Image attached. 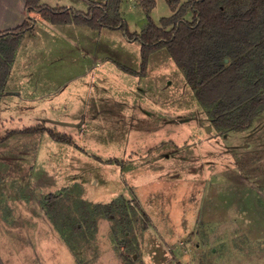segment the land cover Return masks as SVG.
I'll return each instance as SVG.
<instances>
[{
    "label": "rangeland",
    "instance_id": "obj_1",
    "mask_svg": "<svg viewBox=\"0 0 264 264\" xmlns=\"http://www.w3.org/2000/svg\"><path fill=\"white\" fill-rule=\"evenodd\" d=\"M119 7L131 33L147 25L137 0ZM171 14L156 0L149 16ZM102 29L38 19L23 36L0 138L44 130L0 142V264L30 248L23 224L2 225L16 208L49 216L44 264H264V113L244 131L216 128L167 48L143 69L140 40Z\"/></svg>",
    "mask_w": 264,
    "mask_h": 264
},
{
    "label": "trees",
    "instance_id": "obj_2",
    "mask_svg": "<svg viewBox=\"0 0 264 264\" xmlns=\"http://www.w3.org/2000/svg\"><path fill=\"white\" fill-rule=\"evenodd\" d=\"M120 1L93 3L84 12L26 0L23 24L0 32V100L23 36L35 21L47 19L55 24L124 29L129 39L141 41L143 69L152 53L167 48L218 129L244 131L264 113V0H168L173 14L162 17L159 24L149 16L156 0H137L149 17L139 33L127 29ZM188 11L192 18L185 16ZM40 130L44 128L13 130L0 142L14 133ZM50 133L56 139L71 140ZM57 197L50 194L48 201L53 203ZM75 227L79 229L78 224Z\"/></svg>",
    "mask_w": 264,
    "mask_h": 264
},
{
    "label": "crops",
    "instance_id": "obj_3",
    "mask_svg": "<svg viewBox=\"0 0 264 264\" xmlns=\"http://www.w3.org/2000/svg\"><path fill=\"white\" fill-rule=\"evenodd\" d=\"M60 1L61 0H57V1L54 0L55 4H48V5L58 8V7H60L59 3H58ZM41 3L47 5V3H45V0H41ZM26 9H27L26 8V0H0V32L10 30V29H13V28H16V27L22 25L24 20L26 19V16H27ZM71 24L72 25H78L81 27H88V28L90 27V26L85 25V24L69 23V25H71ZM65 25H68V24H65ZM90 28H92V27H90ZM101 30H103V29H101ZM62 32L66 34V32H64V31H62ZM32 35H34V34H32ZM22 46H23V42H22ZM19 204L20 203H17L16 206ZM38 210L39 209H35V211H34V212H37L35 215L36 220L31 219L29 217L31 220V221H29L28 217H27L28 212L26 214H24L22 212V210H18L17 208H16V214H15L14 218H10V221H7L6 219L2 220V225L6 229H10V228L19 229L17 227V225H19V226H21L22 224L24 225L23 231L25 233L23 236H25L26 243H28L30 245V248L27 250H24V252H23V254H24L23 264H44V263H46V258L44 256L45 255L44 254L45 253V250H44L45 249V247H44V236H45L44 235L45 234L44 225L46 224L45 221H49L50 219H48L49 218L48 215L46 218V214H44L43 211L39 212ZM0 211H2L1 208H0ZM13 219H19V221H16ZM51 227L53 229V226H51ZM24 241L25 240L23 239V242ZM0 259H1V257H0ZM1 261H2V259H1ZM50 262H51V260H50Z\"/></svg>",
    "mask_w": 264,
    "mask_h": 264
}]
</instances>
